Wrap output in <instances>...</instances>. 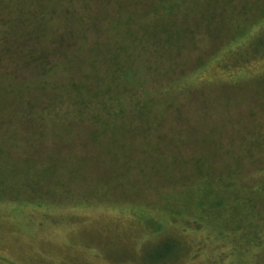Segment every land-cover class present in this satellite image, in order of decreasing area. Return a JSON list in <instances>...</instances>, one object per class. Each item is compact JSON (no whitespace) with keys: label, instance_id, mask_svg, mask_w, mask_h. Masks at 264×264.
<instances>
[{"label":"rangeland","instance_id":"1","mask_svg":"<svg viewBox=\"0 0 264 264\" xmlns=\"http://www.w3.org/2000/svg\"><path fill=\"white\" fill-rule=\"evenodd\" d=\"M198 1L204 19L196 17V24L198 10L190 13L192 20L184 26L196 33L194 39L186 38L184 47L178 48L176 39L167 45L151 42L147 32L139 34L141 40L130 38L124 29L117 33L110 28L116 20L111 14L99 54L86 55L96 39L91 31L78 50L82 56L62 60L43 79L15 80L1 73L3 117L17 96L23 107L32 102L35 110L65 111L72 102L67 88L76 81L96 84L99 91L110 87L99 99L122 98L125 102L118 108L127 107L128 126L116 129V135H124L117 139L119 146L110 133L99 130L100 141L86 151L92 126L72 127L70 132L59 121L43 122V132H31L0 122V264H145L143 255L166 232L174 233L166 228L185 225L180 215L174 220L173 207L191 219L198 216L194 201L185 195L197 169L219 178L234 173L232 179L240 186L263 173L264 142L255 146V141L264 140V56L259 52L264 45V0ZM209 9L217 16L208 22ZM183 12L181 8L179 16ZM207 26L211 33H203ZM215 27L221 30L219 38L211 35ZM124 38L127 52L134 53V68L129 80L116 73L113 84L116 68L106 63L107 49L114 52L115 41ZM248 42L251 49L245 53ZM230 47L242 51L228 58ZM145 98L151 103L146 118L131 116L134 101ZM204 137L209 140L202 141ZM113 153L119 161H109ZM41 160L57 165L45 175L46 184L37 178ZM258 206L264 207V198ZM188 232L192 246L184 247L193 252L182 257L183 264L210 263L216 253L234 248L231 243L217 245L220 240L213 233L198 248L195 244L205 234L191 228ZM254 252L225 254L220 264H231L241 255L253 260L251 264H263L264 252Z\"/></svg>","mask_w":264,"mask_h":264},{"label":"trees","instance_id":"2","mask_svg":"<svg viewBox=\"0 0 264 264\" xmlns=\"http://www.w3.org/2000/svg\"><path fill=\"white\" fill-rule=\"evenodd\" d=\"M200 7L203 6L198 0H0V26H3L0 34V75L4 72L15 80L22 79L20 77L24 76L23 78L33 82H36L37 78L43 79L44 76L55 70L62 60H74L82 56L78 54V50L83 41H88V34L91 31L95 34L96 39L91 42L86 55L88 57L92 54L96 55L105 32L103 27L111 14H113L111 18H114L115 15L116 20L110 28L117 33L124 29L130 38L141 40L142 36L139 34L147 32L152 37L151 42L157 40L163 42V45H167L168 42L172 43L176 39L181 42L178 48L184 47L186 38L189 37L192 40L196 33L195 29L184 25H188L192 20V17L189 16L190 13ZM181 8H184V12L179 16ZM187 10L190 12L188 13ZM200 10L196 11L198 15L193 19L196 17H200V20L204 19ZM209 10L208 22L217 16L215 9ZM199 19H195L196 24L199 23ZM263 30L264 28L261 33ZM204 31L206 34L212 32L209 30V26L205 27L203 33ZM211 35L219 38L221 30L216 28ZM162 37L164 40H161ZM121 41H127V39L116 40V45L113 46L114 52L109 51L110 48H108L106 54V63L109 67L116 68L115 73L112 74L114 76L113 84H116L115 77L119 76V73L129 80V72L134 68L132 61L134 53L127 52L128 46ZM249 44L248 42L242 48L238 43L245 53L251 49ZM261 48L260 55L264 56V45ZM240 51L242 50L238 47L234 49L230 47L225 53L230 58L229 56L236 55ZM96 62L97 60L91 64L95 66ZM2 80L0 77V85L3 83ZM98 81L101 82L102 79ZM100 88L96 84L73 81L70 90L69 87L67 88L72 102L65 108V111L59 108L57 110L47 108L40 110L41 107L35 110V103L32 102H27L23 107L22 100L19 101L20 97H16L14 94L16 99L7 105V108L11 107L12 110H7L5 107L7 111L4 113H8V116L3 117L0 114V122L6 124L7 127H9L7 123L12 122L18 127L20 125V129L23 128L31 132H43L46 126L43 122L55 123L59 121L60 124L64 123L70 132L72 127L89 125L92 126V141L85 143L87 144L86 151L90 150V145H96L100 141L99 130H102L104 134L110 133L114 138L113 141H116L113 143L114 146H119L121 143L117 139L124 135H116V129L121 128L119 132L126 130L128 116L125 110L127 107L118 108L125 101L122 98L120 100L115 98L114 95L99 99L100 94H106L110 90L108 87L107 90L99 91ZM150 104L147 98L135 100L131 116L136 115L145 119L146 112L151 107ZM5 118L7 121L4 120ZM147 121H149L148 115ZM207 140L209 139L206 137L202 138V141ZM261 140L257 138L255 146L263 145L264 140ZM214 142L217 147H221L220 141L214 140ZM70 148L73 146L70 145ZM43 150L46 152L49 149ZM106 151L110 152V150ZM218 151L220 149L215 152ZM58 152H60L59 149H57ZM110 156L112 158L109 161L120 160L114 153ZM46 162L47 160L39 162L38 166L43 170L37 175L38 180H44L45 184V180L48 181L45 175L51 174L50 171L57 166L56 163ZM232 176L234 173L219 178L202 168L201 170L197 169L191 185L186 186L188 190L185 195L188 194L189 199L194 201L198 216L191 219L183 215L180 210L175 211V207H173L174 220H177L180 215L185 225L180 228L176 225L166 228L174 233L166 232L156 242L158 245L152 249V252L146 253L145 257L143 255V260H146L145 264H183L185 261L182 257L190 254L184 245L192 246L187 239L190 228L195 232L205 234L203 239L195 244L198 248H202L201 243H205L203 241L211 238L212 233L220 240L217 245L231 243L234 247L229 253L223 251L216 253L214 257L217 258H212L210 263L206 264H220L223 262L225 254L238 255L235 252L246 254L255 250L254 254H263L264 207L259 208L258 205L259 200L264 198V167L263 173L255 175L257 179L254 182L242 186L236 183ZM38 183L40 182L38 181ZM35 207L41 208L44 207V204H38ZM257 218L260 219L258 224L253 222ZM206 229H209L208 234L210 235L208 236H206ZM198 252L196 251L194 256ZM252 262L253 260H246L242 255L240 258L231 260V264H251Z\"/></svg>","mask_w":264,"mask_h":264}]
</instances>
